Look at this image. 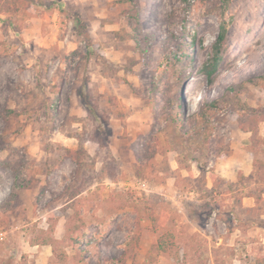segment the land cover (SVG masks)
<instances>
[{"label": "rangeland", "instance_id": "374dc122", "mask_svg": "<svg viewBox=\"0 0 264 264\" xmlns=\"http://www.w3.org/2000/svg\"><path fill=\"white\" fill-rule=\"evenodd\" d=\"M9 1L18 9L0 12V264H34L46 249L34 245L60 240L74 207L101 247L87 264L114 261L135 225L126 264H264V166L253 163L264 153L253 156L238 124L264 115V0H135L139 44L121 0ZM221 21L209 80L201 66ZM79 148L81 163H107L117 180L91 168L90 184L74 179ZM224 155L239 167L213 181L182 169ZM161 236L172 242L165 253Z\"/></svg>", "mask_w": 264, "mask_h": 264}, {"label": "trees", "instance_id": "16d2710c", "mask_svg": "<svg viewBox=\"0 0 264 264\" xmlns=\"http://www.w3.org/2000/svg\"><path fill=\"white\" fill-rule=\"evenodd\" d=\"M29 0H26L28 2ZM124 2H127L130 6V13L129 18L131 19V28L133 29L134 33L131 35V39L134 40L137 44H139L140 41V25L135 18L137 13V5L135 0H121ZM30 5H26L27 7L25 9L32 10L33 6L32 3L29 1ZM28 3V4H29ZM18 6L15 3H10L9 0H0V12L4 13H10L17 11ZM76 19V24L74 26L75 30L79 32L80 35H86V28L83 25L82 20L79 18V16L74 17ZM219 30L215 39V42L213 44L211 55L209 56L208 60L203 63L201 66L202 72L208 77L209 80H211L212 75L217 71L219 62L222 58V52H223V44L226 38L227 34V27L225 25L224 21H221L219 26ZM216 101L209 102V107L215 106ZM264 121V115L262 117L259 116L257 113H252L246 119L239 122L240 128L245 131L249 132V150L254 154V156L260 155V153H264V140L259 135V123ZM80 150L71 151L72 153H75L77 155L76 160V168L74 169L73 175L74 179H76L75 176L79 174L85 173L86 178V184H90L93 180V175L89 174L90 168L94 172V163L92 159V163H81L80 159ZM218 157V156H217ZM253 163H260V165L264 166V160L259 159L256 157L253 161ZM112 170L109 168V164L105 163L103 165V170L101 171L100 177L102 176H110L113 180H117V177H112ZM241 173V172H240ZM98 177V176H96ZM99 177V178H100ZM61 194H64V191ZM59 195V196H60ZM78 195V194H77ZM15 195H12L14 197ZM76 194H71L70 197H68V201L70 200H76L74 197ZM74 198V199H73ZM74 206V204H72ZM73 212L68 216V220L65 223V236L62 240H57L54 237H48V239H44L40 241L41 244L44 245H50L52 247V252L55 256V262L63 261L66 258V254L62 252L59 248V243L66 242L69 247L73 250L74 254V260H77L79 262H85L87 260L86 253L90 252V249L96 248L101 252L100 243L97 241H91L92 237V231L90 229V224L85 220L83 217L81 208L74 207ZM137 224V223H136ZM264 226V225H263ZM137 225H135V228L133 231H130V234L125 237V240L120 243L121 247H123L122 252L120 255L114 259V261L108 260H99L98 257H96L97 264H126L125 258H127V254L130 253V259L133 260L135 258V254L133 252H130L132 247H136L140 240V230H136ZM138 231V232H137ZM164 237L167 236H161L157 240V249L160 252L165 253L167 251L168 244L172 243L171 240L165 239ZM45 238V237H44ZM43 239V238H42ZM92 242V243H91ZM37 243H39L37 241ZM130 250V251H129ZM129 251V252H128ZM98 252V251H97ZM97 256V255H96ZM90 257H93L92 255ZM85 264H87L85 262Z\"/></svg>", "mask_w": 264, "mask_h": 264}, {"label": "crops", "instance_id": "0c3cea01", "mask_svg": "<svg viewBox=\"0 0 264 264\" xmlns=\"http://www.w3.org/2000/svg\"><path fill=\"white\" fill-rule=\"evenodd\" d=\"M261 124H264V121L260 122L259 128H261ZM243 133L245 134L244 138H246V140L248 138V141H249L250 133L249 132H243ZM259 135L261 136V130L260 129H259ZM224 156H225L224 158L222 157L221 159L217 160L219 163H205L206 166L205 165H200V163H191L190 167L185 165L184 168H182V166H179L178 163H170V164H171V166L173 164H175L174 168L175 167L182 168L185 171V173L188 174V176H191V174H192L191 171L195 170V173L193 174V177H195V179H197L196 182L200 181L199 180V176L201 178L202 174H204V173L208 174V178L210 179V181L211 180L213 181L214 178H216L214 172L221 171L223 174L228 175L226 168H227V166L229 164L232 165L233 163H235V166L239 167L238 166L239 160L234 158V156H232V155H224ZM253 156H254V154H253ZM104 164L105 163H100V167H98L97 169H96V167H94V169H93L94 172L96 171V173L99 175V177H100L99 173H101V171L103 170V165ZM204 166H205L206 169H203ZM192 167L194 168L193 170H191ZM75 168H76V163H75ZM183 176H185V175H183ZM228 178H229L230 181H233V175L231 177H228ZM99 179H103L104 180V179H111V178H110V176L107 175V176H102ZM194 193L195 192H194L193 189L187 191V195L190 198H193L195 196ZM79 195L80 194L76 195L74 198L78 197ZM64 236H65V225H64V234H62V237H60V240H62L64 238ZM34 246H36L37 248L38 247L46 248V249H44L45 250V252H44L45 255H43V256L40 255V253H41L40 250L36 251L37 252V256H36V259L34 261L35 262L34 264H82L83 263V262H79L77 260H74V257H73L74 252H73V250H71L72 254H70L69 251L66 249V251H64V253L66 254V258L63 261L55 262V256H54V254L52 252V247L50 245H44V244L38 245V244H36ZM118 246L121 247V245H118Z\"/></svg>", "mask_w": 264, "mask_h": 264}]
</instances>
